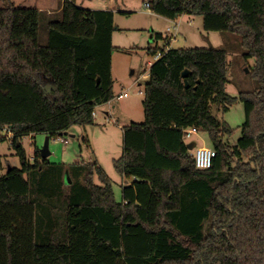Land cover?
<instances>
[{"label":"trees","instance_id":"obj_1","mask_svg":"<svg viewBox=\"0 0 264 264\" xmlns=\"http://www.w3.org/2000/svg\"><path fill=\"white\" fill-rule=\"evenodd\" d=\"M2 1L0 143L11 135L20 167L2 175L0 158V264H264V0L147 1L164 19L199 16L204 31L235 35L257 88L228 95L225 50L149 48L162 56L148 70L143 123L123 128L120 202L96 161L50 174L40 150L31 161L20 143L92 125L113 100V12L60 0L48 18ZM154 39L169 46L167 35ZM237 100L245 120L231 144L220 115ZM189 128L208 136L209 169L194 166Z\"/></svg>","mask_w":264,"mask_h":264},{"label":"rangeland","instance_id":"obj_2","mask_svg":"<svg viewBox=\"0 0 264 264\" xmlns=\"http://www.w3.org/2000/svg\"><path fill=\"white\" fill-rule=\"evenodd\" d=\"M70 1L82 9L111 11L114 14L112 35L114 49L111 66L113 100L109 102L110 104L96 108L92 125L73 126L67 135L60 137L67 141L66 144L62 143L60 138L48 141L50 155L47 160L51 165L47 167V171L50 174L53 171L63 172L73 164L96 161L111 180L115 201L120 202L121 188L126 181L116 173L114 161L122 156L123 128L131 123L141 124L144 121L142 106L144 89L148 81L149 67L155 62V57L147 50L149 48L225 50L229 64L226 92L234 98H237L240 92L256 90V82L251 77L254 59H244V52L235 35L227 32L204 31L202 18L199 16L183 15L175 31L172 23L144 7L148 0ZM9 2L15 6L41 9L48 18L59 17L60 0H9ZM3 5L4 1L0 0V7ZM45 25L46 21L40 24L41 44L46 42ZM155 34H161L163 37L167 35L170 38L169 46L165 45L164 40H155ZM122 92H127L128 96L117 100L116 97ZM220 117L233 130L232 137L229 139V143L233 144L241 136V126L245 120L243 104L237 100ZM4 136L6 140L0 143L2 175L9 167H20L19 158L11 143V135L6 132ZM45 139L44 134H34L21 139V146L28 159L32 161L35 149L41 150ZM192 142L196 147H210L208 136L204 132L193 135L191 142L186 141V143ZM95 180L97 182L96 178ZM62 188L64 191L69 189L65 183Z\"/></svg>","mask_w":264,"mask_h":264},{"label":"built area","instance_id":"obj_3","mask_svg":"<svg viewBox=\"0 0 264 264\" xmlns=\"http://www.w3.org/2000/svg\"><path fill=\"white\" fill-rule=\"evenodd\" d=\"M144 7L149 10V4L148 3L144 4ZM173 28L176 30L177 25H176V28L175 27H173ZM167 30H169V28ZM161 56H162V54L158 52L154 56L155 60H158L159 58H161ZM138 94H141V92H138ZM127 96H128L127 92H122L121 94H119L116 97V99L121 100L123 98H126ZM93 117H95V113H93ZM198 132L199 131L196 128H189V129L184 131L183 138L185 141L191 142V137L193 135H196ZM59 140L64 144L67 143V141H65L61 138ZM191 155H192L193 160H194L195 168L198 170H206V169H209L211 167L212 160L215 157V152L211 148L196 147V145H195V148L191 151Z\"/></svg>","mask_w":264,"mask_h":264},{"label":"water","instance_id":"obj_4","mask_svg":"<svg viewBox=\"0 0 264 264\" xmlns=\"http://www.w3.org/2000/svg\"><path fill=\"white\" fill-rule=\"evenodd\" d=\"M189 75H190V72L188 70H185L181 74V77L184 80V84H185L186 88H188V83H187L186 79L188 78ZM65 135H67V133ZM48 141H49V139H48V137H46L44 146L40 150V154H41L42 159H47L48 156L50 155V152L48 150ZM194 148H195V143L194 142L187 144V149L189 151H192ZM64 180H65L66 184L70 183V180H69V177H68L67 173L65 174Z\"/></svg>","mask_w":264,"mask_h":264},{"label":"crops","instance_id":"obj_5","mask_svg":"<svg viewBox=\"0 0 264 264\" xmlns=\"http://www.w3.org/2000/svg\"><path fill=\"white\" fill-rule=\"evenodd\" d=\"M182 17V16H181ZM181 17H179L178 19H176V20H173V21H171V20H168V19H165V20H167L168 22H170V23H172L173 24V27H175L176 28V25H177V27L179 26V24H180V18ZM176 30H177V28H176ZM175 30V31H176ZM170 44V43H169ZM110 104V103H109ZM95 116H96V113H95ZM189 144V143H188ZM127 183V182H126ZM125 183V184H126Z\"/></svg>","mask_w":264,"mask_h":264}]
</instances>
